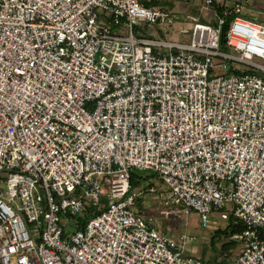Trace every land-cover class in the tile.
Here are the masks:
<instances>
[{
    "label": "built area",
    "instance_id": "obj_1",
    "mask_svg": "<svg viewBox=\"0 0 264 264\" xmlns=\"http://www.w3.org/2000/svg\"><path fill=\"white\" fill-rule=\"evenodd\" d=\"M203 3L178 41L153 0H0V264H205L191 212L242 221L230 264H264V20L234 16L221 50L250 0Z\"/></svg>",
    "mask_w": 264,
    "mask_h": 264
},
{
    "label": "rangeland",
    "instance_id": "obj_2",
    "mask_svg": "<svg viewBox=\"0 0 264 264\" xmlns=\"http://www.w3.org/2000/svg\"><path fill=\"white\" fill-rule=\"evenodd\" d=\"M167 2V0H165ZM219 2L227 3L228 5L231 4L233 0H218ZM169 3L166 9H169L173 12L175 21L171 25L162 26L157 25L156 28L162 31H169L172 33H176L178 36L176 40L184 41L188 40L190 34L185 33L183 29L190 30L194 21H201L206 22L208 15H213L204 5L203 0H168ZM170 5V6H169ZM164 7V6H163ZM244 13H248L250 18L253 20L261 21L264 20V0H250V3L244 5L243 9ZM213 18V17H211ZM228 52L234 54L235 52L232 49H227ZM143 175L149 173L150 171L147 170H138ZM149 180L152 182L151 187L146 186V190H143L141 195V206L137 208L144 216H153L157 219H161V223L165 226H172L176 231L179 230L177 220H175L174 216L169 218H165L161 216L160 210L164 207L162 205V196L160 193L153 191L154 188L161 189L162 188V181L155 176L154 178L149 177ZM3 186L2 182L0 181V188ZM148 188V189H147ZM136 191L142 189V187H135ZM163 206V207H162ZM149 207H152L149 209ZM154 209V210H153ZM183 219L182 215H178L177 218ZM212 222H209V225L206 228H201L197 226V215L192 216L189 214L188 216V230L193 232L196 235V239L192 240L187 244L186 253L198 256L200 258H207L210 255L209 249V235L211 234L212 230L217 226L223 223L218 216L213 215L211 217ZM28 226V224H27ZM220 246L218 242L217 247ZM241 245L238 243L235 248L230 251V258L233 259L236 257L238 252L240 251Z\"/></svg>",
    "mask_w": 264,
    "mask_h": 264
},
{
    "label": "trees",
    "instance_id": "obj_3",
    "mask_svg": "<svg viewBox=\"0 0 264 264\" xmlns=\"http://www.w3.org/2000/svg\"><path fill=\"white\" fill-rule=\"evenodd\" d=\"M214 8L216 9V15H221L223 11V4L220 3L218 0H213ZM154 4H159L161 7L164 6V8L168 7V0L167 2L165 0H153ZM170 6V5H169ZM239 15L244 18L253 19L248 16V14L244 12H237L232 10H229V14L225 17L224 24L222 25L220 29V36H219V48L221 50H226L225 46V34L227 31V28L232 21L233 17ZM209 23L212 26L216 27V20L212 19L209 21ZM242 73L239 70H229L227 73ZM156 174L149 172L145 175L140 173L137 169H133L130 171L129 175V183H130V190L136 191L135 187H142L140 190H146L147 187H151L152 182L149 180V177L154 178ZM148 189V188H147ZM141 196L136 199V204L138 206H141ZM244 229V223L238 219H236L231 214L227 217V219L223 220V223L220 225H217L209 235V249H210V255L207 258H201V260L205 264H230L233 260L230 258V251H232L235 246L238 244V242L233 239V236L235 234L240 233ZM218 242L220 243V246L217 247Z\"/></svg>",
    "mask_w": 264,
    "mask_h": 264
},
{
    "label": "crops",
    "instance_id": "obj_4",
    "mask_svg": "<svg viewBox=\"0 0 264 264\" xmlns=\"http://www.w3.org/2000/svg\"><path fill=\"white\" fill-rule=\"evenodd\" d=\"M247 14H248V13H247ZM248 15H251V14H248ZM141 203H143V202H141ZM150 208H152V207H149V209H150ZM153 210H154V209H153ZM190 214H191L192 216H196V214H195L194 212H191ZM145 217H148V216H145ZM197 226H198V225H197Z\"/></svg>",
    "mask_w": 264,
    "mask_h": 264
}]
</instances>
